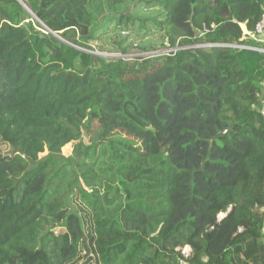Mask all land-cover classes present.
<instances>
[{
  "label": "trees",
  "instance_id": "16d2710c",
  "mask_svg": "<svg viewBox=\"0 0 264 264\" xmlns=\"http://www.w3.org/2000/svg\"><path fill=\"white\" fill-rule=\"evenodd\" d=\"M127 1L0 0V264H264V0Z\"/></svg>",
  "mask_w": 264,
  "mask_h": 264
},
{
  "label": "rangeland",
  "instance_id": "374dc122",
  "mask_svg": "<svg viewBox=\"0 0 264 264\" xmlns=\"http://www.w3.org/2000/svg\"><path fill=\"white\" fill-rule=\"evenodd\" d=\"M129 5L130 4H129V0H128L125 3V9H124V11H127L128 10ZM32 18H33V21H36V19L33 16H32ZM31 20L32 19L30 18L29 21H31ZM39 30L47 32L46 31L47 30L46 28H42V29L39 28ZM140 41H141V39L137 40V43L142 44L144 46H147V49H140V48H136L135 47L134 49H132V54L133 55H137V56L138 55H141V56H144V55H154L155 53H164L165 51L166 52H169V48H166V46L164 47V45H162V37H161V35L160 34H157L155 30L150 35H148L147 37L143 38L141 42ZM153 47H156V49L153 50ZM103 54L106 55V56H109L110 58L120 57L117 54V52H115V51H112V52L104 51ZM138 57H140V56H138ZM0 148L4 152H7L9 150V147L7 145H5V144H2V143H0ZM202 154H205V152L202 153ZM205 156H206V154L205 155H200V160H198V161H196V160H186V159H184V160L187 161L188 163H192L195 166L196 163L199 164V163L204 162Z\"/></svg>",
  "mask_w": 264,
  "mask_h": 264
},
{
  "label": "built area",
  "instance_id": "2783aa9c",
  "mask_svg": "<svg viewBox=\"0 0 264 264\" xmlns=\"http://www.w3.org/2000/svg\"><path fill=\"white\" fill-rule=\"evenodd\" d=\"M250 37L255 40L258 41L260 43H262L264 45V13L261 16V19L258 21V23L256 24L255 30L253 32L250 33ZM197 46H206V47H211V46H219L216 44H201V45H195V46H190L192 48L197 47ZM243 48H254V47H247V46H242ZM179 49V48H177ZM257 50H260L261 52L264 53V47L263 48H254ZM173 49H169V52L172 51ZM166 52V51H165ZM259 97V104L257 106L260 114L262 115V117L264 118V96L261 94H258ZM186 264V263H184Z\"/></svg>",
  "mask_w": 264,
  "mask_h": 264
},
{
  "label": "water",
  "instance_id": "95a60500",
  "mask_svg": "<svg viewBox=\"0 0 264 264\" xmlns=\"http://www.w3.org/2000/svg\"><path fill=\"white\" fill-rule=\"evenodd\" d=\"M30 12V14L36 19V21L37 22H39L42 26H44L43 25V23L31 12V11H29ZM231 132V130H229V129H227V130H223V131H221V132H219L217 135H215L214 137H213V139L214 138H217L218 136H220V135H223V134H226V133H230ZM205 260H207V257H205Z\"/></svg>",
  "mask_w": 264,
  "mask_h": 264
},
{
  "label": "crops",
  "instance_id": "0c3cea01",
  "mask_svg": "<svg viewBox=\"0 0 264 264\" xmlns=\"http://www.w3.org/2000/svg\"><path fill=\"white\" fill-rule=\"evenodd\" d=\"M262 87H263V89H262V95L264 96V82L262 83ZM191 247H189V246H186L185 248H184V253L187 255V254H189V253H191Z\"/></svg>",
  "mask_w": 264,
  "mask_h": 264
}]
</instances>
